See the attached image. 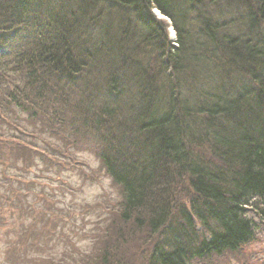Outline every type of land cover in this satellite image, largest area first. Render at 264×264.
Masks as SVG:
<instances>
[{"label": "trees", "instance_id": "obj_1", "mask_svg": "<svg viewBox=\"0 0 264 264\" xmlns=\"http://www.w3.org/2000/svg\"><path fill=\"white\" fill-rule=\"evenodd\" d=\"M13 115L67 129L122 192L101 264L139 232L144 264L234 255L264 219V0H0ZM27 148L4 169L33 166Z\"/></svg>", "mask_w": 264, "mask_h": 264}, {"label": "rangeland", "instance_id": "obj_2", "mask_svg": "<svg viewBox=\"0 0 264 264\" xmlns=\"http://www.w3.org/2000/svg\"><path fill=\"white\" fill-rule=\"evenodd\" d=\"M152 13L169 25V38L176 45L170 18L160 17L155 9ZM23 120L24 115L0 118V193L4 192V205L0 202V264H60L63 260L62 264H101L102 244L108 229H113L109 225L118 216L122 192L100 169L94 149L75 145V137L67 129L62 133L46 131L41 121L32 125ZM22 130L26 134L22 135ZM22 146L34 148L33 166L4 169L16 162L7 155ZM185 192L182 189L178 194ZM6 197L11 198V204ZM256 218L262 226L253 243L234 255L209 262L264 264V219ZM149 244L146 232L127 238L117 254L120 264H144L141 254Z\"/></svg>", "mask_w": 264, "mask_h": 264}, {"label": "bare ground", "instance_id": "obj_3", "mask_svg": "<svg viewBox=\"0 0 264 264\" xmlns=\"http://www.w3.org/2000/svg\"><path fill=\"white\" fill-rule=\"evenodd\" d=\"M156 11H158V13L161 15L162 13L161 12H159V10L158 9H155ZM160 17H162V15L160 16Z\"/></svg>", "mask_w": 264, "mask_h": 264}]
</instances>
